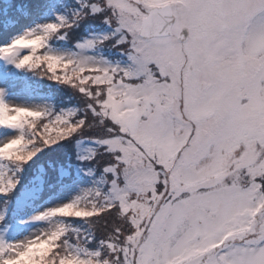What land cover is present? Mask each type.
<instances>
[{"label": "snow or ice", "instance_id": "6c2138e0", "mask_svg": "<svg viewBox=\"0 0 264 264\" xmlns=\"http://www.w3.org/2000/svg\"><path fill=\"white\" fill-rule=\"evenodd\" d=\"M9 3L0 264H264V0Z\"/></svg>", "mask_w": 264, "mask_h": 264}, {"label": "rangeland", "instance_id": "374dc122", "mask_svg": "<svg viewBox=\"0 0 264 264\" xmlns=\"http://www.w3.org/2000/svg\"><path fill=\"white\" fill-rule=\"evenodd\" d=\"M12 5L9 3V0H0V13H5V11L9 8H11ZM82 26L77 31L82 33ZM86 34V33H84ZM72 45H67L64 41H59V44L66 45L67 49L69 51L73 50L75 48V42L71 41ZM42 52V49H38L37 54H40ZM25 54H28L27 51H25ZM28 77H30V80L25 84L24 91L20 94H9V99H11L13 102L16 103H32L37 100H40L42 102L48 103V104H55V96L56 93L61 91L64 86L58 85L55 81H50L46 77H41L38 75H35L32 72H29ZM28 84H32L33 86L38 85V89L36 90V95L32 94V91L28 88ZM43 84V86H40ZM79 189L73 188L70 191L63 192L60 195L63 198H69L71 195H74ZM53 200L48 201L46 204H40L32 213H29L28 216L34 215L37 211L42 210L46 206H50L51 203H53ZM25 220H27V217H24ZM43 226L41 222H32V227H41ZM31 230V229H29ZM27 235V232L24 233Z\"/></svg>", "mask_w": 264, "mask_h": 264}, {"label": "trees", "instance_id": "16d2710c", "mask_svg": "<svg viewBox=\"0 0 264 264\" xmlns=\"http://www.w3.org/2000/svg\"><path fill=\"white\" fill-rule=\"evenodd\" d=\"M8 14H10V8L7 9V10L5 11V13H4V15H8ZM82 29H83V30H82V33H81V34H83L84 27H83ZM39 85H40V84H39ZM40 86H43V84H41Z\"/></svg>", "mask_w": 264, "mask_h": 264}]
</instances>
